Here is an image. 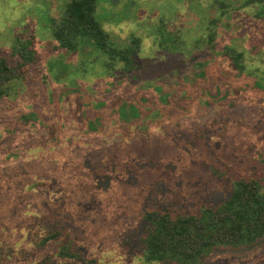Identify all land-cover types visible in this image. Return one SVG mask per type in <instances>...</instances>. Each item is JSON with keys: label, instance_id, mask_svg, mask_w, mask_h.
<instances>
[{"label": "trees", "instance_id": "16d2710c", "mask_svg": "<svg viewBox=\"0 0 264 264\" xmlns=\"http://www.w3.org/2000/svg\"><path fill=\"white\" fill-rule=\"evenodd\" d=\"M175 2L184 3L183 10L202 15V32L198 37L185 39L178 28L174 29L173 22L168 25L164 20L152 28L158 50L163 53L160 56L168 57L166 67L158 64V54L156 58L141 56V37L131 34L124 41L106 30L108 22L118 23L132 14V8L136 7L134 0H68L59 15L47 18L51 37L48 52H61L60 56L78 59L75 79L67 78L63 82L65 73L58 76L60 86L65 88L58 103L71 105V111L76 114V118L72 117L75 129L88 155H105L109 147L105 136L117 128L126 137L139 134L148 138L156 129L164 132L165 128L184 127L197 132L196 141H192L193 155H211L210 138L205 131L210 126L226 129L228 125H243L235 117L232 119L233 111L239 107H245L256 118L258 123L254 128L264 127V57L257 54L249 57L232 42L229 34L220 32L222 16L230 7L234 8L231 2ZM252 4L261 6V12L257 13L261 14L264 0L242 2L243 7ZM211 5H217L220 10L214 17H208V10H203ZM114 11L124 14L117 15ZM231 19L232 14L228 13L226 21ZM178 22L183 25L181 20ZM25 30L13 35L7 51L0 49V103L16 98L23 89L29 90V85L33 86L31 91L38 89L44 93V99L47 94L55 95L47 73L42 81L46 87L38 85L37 75L33 73L38 72L42 58L35 48L34 34L27 26ZM88 70L93 77H87ZM19 139L22 153L0 151L2 173L9 166L27 168L25 157L33 155L23 154L27 144L21 130ZM70 139L73 144L77 141L73 135ZM1 147L4 149V144ZM10 147L7 143L6 148ZM42 156L37 155L38 159ZM100 160L101 157L102 163ZM207 167L216 178L230 176L215 160ZM25 170L21 172L28 169ZM93 174L97 178L103 176L101 171L95 170ZM256 176L233 178L222 195L202 201L193 210L175 205L148 207L137 229L125 236L123 244L130 255L136 250L138 258L147 264H204L215 252L247 251L264 243V183ZM0 222L3 228H10L7 220ZM32 235L28 238L32 249L42 251L53 247L55 254L48 255L46 251L37 259L30 258L29 253L18 247L19 241L11 240L7 245L0 244V264H57V259L61 260L59 264L74 260L107 264L98 257H88L64 227H44V231Z\"/></svg>", "mask_w": 264, "mask_h": 264}, {"label": "rangeland", "instance_id": "374dc122", "mask_svg": "<svg viewBox=\"0 0 264 264\" xmlns=\"http://www.w3.org/2000/svg\"><path fill=\"white\" fill-rule=\"evenodd\" d=\"M65 1L68 0H0V49L7 51L13 35L25 32L27 26L34 34L35 48L44 62L33 74L37 75L38 85L46 87L42 81L47 73L56 90L54 96L47 94L45 102L44 93L38 89L31 91L33 86L29 85V90L23 89L16 98L0 103V151L22 153L21 130L27 144L23 154L33 155L25 157L27 168L9 166L6 173L0 171V220H7L10 227L5 229L0 222V244L19 241L18 247L29 253L30 258L37 259L46 251L54 255L53 247L43 252L40 248L32 249L28 238L44 231V227L60 226L70 233L77 247L86 250L88 257H98L107 264H147L138 258L136 250L130 255L123 244L125 236L137 229L142 213L148 207L165 205L193 210L202 201L222 195L238 176L257 175L264 183V127L254 128L258 123L256 118L245 107H239L233 111L232 119L235 117L243 125H228V129L210 126L205 131L210 138L211 155H193L192 141H196L197 132L185 127L165 128L164 132L156 129L148 138L139 134L126 137L117 128L105 136L109 140L105 155H88L75 129L76 114L71 111V105L58 103L59 95L65 90L58 76L65 73L63 82L67 78L75 79L78 59L60 56L61 52H48L51 37L46 20L59 15ZM134 1L132 14L118 23L108 22L106 30L124 41L131 34L141 37V56L156 58L158 54L159 65L166 67L168 57L160 56L163 53L158 50L151 29L161 20L168 25L173 22L174 29L178 28L185 39L198 37L202 32V15L183 10L184 3ZM229 1L234 7L228 11L232 19L226 21L228 13L222 16L220 32L229 34L232 42L249 57H256L255 54L264 57V9L257 14L261 12L259 4L243 7L244 0ZM203 10H208V17L220 13L217 5L204 6ZM118 14L123 16L124 12ZM180 20L183 25L179 24ZM90 72L87 71V77H93ZM35 92L37 96H33ZM43 134L45 137L41 138ZM71 135L77 139L75 144L71 143ZM7 143L10 149L6 148ZM37 155L43 156L38 159ZM212 160L219 167L222 164L230 176L225 179L212 176L207 167ZM24 169L28 170L22 173ZM95 170L103 176H94ZM60 261L57 259V264ZM68 264L83 263L74 260ZM204 264H264V243L247 251L215 252Z\"/></svg>", "mask_w": 264, "mask_h": 264}]
</instances>
